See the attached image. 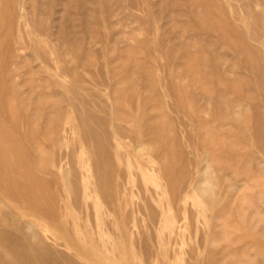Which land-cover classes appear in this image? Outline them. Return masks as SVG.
<instances>
[{"label":"rangeland","instance_id":"rangeland-1","mask_svg":"<svg viewBox=\"0 0 264 264\" xmlns=\"http://www.w3.org/2000/svg\"><path fill=\"white\" fill-rule=\"evenodd\" d=\"M0 122V250L264 264V0H0Z\"/></svg>","mask_w":264,"mask_h":264},{"label":"bare ground","instance_id":"bare-ground-1","mask_svg":"<svg viewBox=\"0 0 264 264\" xmlns=\"http://www.w3.org/2000/svg\"><path fill=\"white\" fill-rule=\"evenodd\" d=\"M1 125H0V128L5 129V128H2ZM5 134H8L9 136L8 132ZM12 145L16 146L15 143H12ZM2 151H1V156H4L5 152L4 151L2 152ZM16 156L17 158L21 157L20 155H16ZM202 194L203 195L205 194V196L207 195L205 190L202 191ZM10 245L0 250V258L3 259L4 264H20V260H23L27 262L28 264H38L37 262L38 258L40 259V263L47 264L48 254H43L41 252V250L39 249L38 243L33 244V245H30L28 243H22L20 246H17V244H14V246L13 245L10 246Z\"/></svg>","mask_w":264,"mask_h":264}]
</instances>
